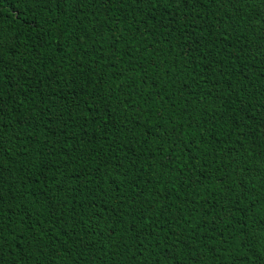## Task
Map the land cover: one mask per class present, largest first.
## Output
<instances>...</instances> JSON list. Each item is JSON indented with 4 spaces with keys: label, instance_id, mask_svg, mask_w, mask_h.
<instances>
[{
    "label": "trees",
    "instance_id": "obj_1",
    "mask_svg": "<svg viewBox=\"0 0 264 264\" xmlns=\"http://www.w3.org/2000/svg\"><path fill=\"white\" fill-rule=\"evenodd\" d=\"M178 4L0 0L6 260L264 264V0Z\"/></svg>",
    "mask_w": 264,
    "mask_h": 264
},
{
    "label": "snow or ice",
    "instance_id": "obj_2",
    "mask_svg": "<svg viewBox=\"0 0 264 264\" xmlns=\"http://www.w3.org/2000/svg\"><path fill=\"white\" fill-rule=\"evenodd\" d=\"M53 2H59V0H31V3L34 7H39V8H45L47 9V6L49 3ZM64 3H70L75 10L79 11L80 10V3L82 0H63ZM173 3L176 2V0H172ZM187 0H179V6L180 4L186 3ZM255 0H244V5L251 10V14L253 16L260 15V12L257 8L254 7ZM153 7H155V4H153ZM61 14L63 13V9L60 10ZM237 16L240 15V12L237 11L236 13ZM69 19H71V16H69ZM56 23V18L53 19H45L41 25V28H43L47 33H51L53 31V26H55ZM239 27V24L236 25ZM32 31H35V29H31ZM37 37H39V32L35 33ZM12 43H9L7 40L3 38L2 33H0V77L4 75L5 69H7L8 65L4 60L3 52L5 49H10L12 50L13 54L15 53V49L17 45L19 44V37L16 34H13L12 36ZM13 67L15 65L13 64ZM5 101L3 99V96L0 95V115H2L5 111ZM43 163V162H41ZM4 167L3 165H0V168ZM2 175V173H0ZM203 175V173H202ZM206 179H211V177H205ZM134 183V181H131ZM136 195H139V193H136ZM4 199L3 195L0 194V201ZM15 199V197H13ZM261 223H264V219L261 220ZM2 232H3V227L0 226V264H16L18 259H23L24 264H29L30 257L29 256H24V257H17L16 255H13L11 260H6L5 259V246L3 242V237H2Z\"/></svg>",
    "mask_w": 264,
    "mask_h": 264
}]
</instances>
